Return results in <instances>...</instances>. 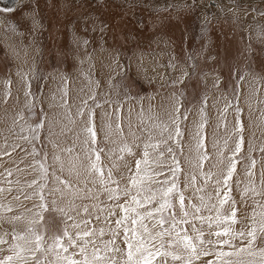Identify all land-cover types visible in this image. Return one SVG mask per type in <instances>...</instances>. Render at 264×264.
Listing matches in <instances>:
<instances>
[{"label": "rangeland", "instance_id": "374dc122", "mask_svg": "<svg viewBox=\"0 0 264 264\" xmlns=\"http://www.w3.org/2000/svg\"><path fill=\"white\" fill-rule=\"evenodd\" d=\"M176 3L177 0H23L15 10L0 12V42L4 48L0 53V188L4 189L0 193V203L5 207L11 205L12 209L11 212L0 209V214L10 218L38 204V195H33L38 189L28 185L33 180L46 183L44 195L48 211L38 226V231L45 234V248L65 227L66 218L53 209H71L73 216L80 213L77 222L80 218L88 219L87 229L81 226L80 230L93 231L92 238L101 249L100 255H105L104 244L113 238L112 229L122 215L117 209L116 215L106 220L107 212L101 211L115 201L109 200L102 190L98 174L89 170L90 158L83 143L86 134L82 131L88 123V111L85 109L83 115L78 114L84 100L94 112L98 147L103 149L104 175L107 177V169L112 168L113 178L120 180L123 188L128 183L129 168L135 171L136 160L143 157V145L148 141V134H141L146 126L141 124V108L145 119L151 115L167 121L179 99L181 111L188 110L187 121L182 125L186 128L183 154L179 149L176 153L182 166L179 187L184 192L185 205L191 201L200 206L204 216H214L212 205L219 206L216 180L221 179V159L227 163V157L240 138L234 132L236 107H239L243 146L231 180L238 221L232 227L236 231L247 230L253 211H264V151L261 150L264 149V27H260L264 26V0H179L181 6H171ZM115 60L119 63H114ZM216 65L232 80L234 76L237 78L227 84V90L218 89L221 76L213 68ZM181 76L182 82L172 83ZM188 76L192 79H186ZM9 79L11 83L6 85L4 82ZM185 80L191 83L188 91L184 90V86L187 88ZM5 88L11 90L6 101ZM26 91L30 95L26 96ZM191 91L196 95L185 96ZM93 93L95 101L88 99ZM97 103L101 107H96ZM202 103H205L207 117L205 151L208 155L203 169L213 173L206 186L200 176V160L194 142L189 138V133L200 123ZM229 104L231 106L225 110ZM118 107L122 133L116 130L115 110ZM105 113H112L110 131L102 125V116L105 124L109 120L103 115ZM42 119L44 126L36 130L37 138L33 139L29 126L35 128ZM24 136L29 139H22ZM153 137L161 139L155 131ZM125 142L132 146V154L117 159L118 149ZM214 143L217 148H213ZM67 148L73 151L65 152ZM219 150L223 151L222 157ZM149 152L153 157L156 155L151 149ZM54 155L60 160L54 161ZM251 160L256 164L251 169L253 175L249 176ZM113 161L119 165L118 169L112 167ZM39 163L48 167L46 180L41 179ZM60 163L64 165V178L69 176L71 169V179L80 188H84L80 182H88L87 187L93 189L90 198L73 196L54 181L51 172L55 168L57 174H61ZM193 175L196 176L194 186ZM56 187L64 194H50ZM246 187H254L258 194L248 191L242 197ZM196 188L202 190L197 192ZM26 196L31 199H25ZM172 204L179 215L178 197L173 198ZM85 206L90 216L82 212ZM188 211L191 213L192 209ZM221 211L230 215V205L225 204ZM256 219L259 220L258 215ZM67 223L71 225L72 221ZM195 224L204 231V238L209 239L208 225L198 221ZM182 229L195 235L190 225H180L177 231ZM0 230L11 233L12 225L4 222ZM18 230H23L22 223ZM69 230L73 234L76 231ZM212 230L218 229L213 226ZM6 239L11 242V235ZM122 241L121 229L116 245L126 248ZM235 243L240 246V241ZM198 247L210 254L201 256L195 264H206L207 260L214 259L211 246L198 244ZM0 248H3L0 258L10 254L8 244ZM172 251L183 257L188 255L179 243ZM111 256L109 253L108 258ZM52 258L53 254H49L48 259ZM116 259L119 261V254ZM239 259L248 264L252 258L242 255ZM167 264L182 262H173L169 257Z\"/></svg>", "mask_w": 264, "mask_h": 264}, {"label": "snow or ice", "instance_id": "6c2138e0", "mask_svg": "<svg viewBox=\"0 0 264 264\" xmlns=\"http://www.w3.org/2000/svg\"><path fill=\"white\" fill-rule=\"evenodd\" d=\"M15 3L16 0H0V5L4 6L0 10L13 11L11 6ZM171 6L179 7L181 5L179 4V0H177V3ZM113 62L119 63L118 60ZM140 67H143V65L141 64ZM123 70L127 71V69ZM17 74L19 75L20 73L18 72ZM137 75L139 74L137 73ZM184 75H187V73ZM25 78L27 79V74H25ZM182 80L183 76L178 77L172 83L182 82ZM4 83L6 85L10 84L11 80H6ZM89 83H91L90 79ZM66 92L67 90L65 89V95ZM10 94L11 90L5 88V101ZM25 95H30V92L26 91ZM175 95L173 93V96ZM88 99L95 101V93L89 96ZM205 103L201 104L200 123L196 124L195 130L189 133V138L194 142L200 160V176L203 177L206 186L208 181L212 179L213 173L210 170L204 171L203 169V162L208 159L207 152L205 151V125L207 123ZM28 106L31 107V105ZM229 106L231 105H227L225 110ZM96 107H101V105L97 103ZM181 108V101L177 99L172 114L167 121L160 120L158 117L151 115L145 119L144 110L141 108L139 114L141 124L146 125L141 129V134L143 135L146 132L148 134V141L143 145V157L136 160L135 171L133 172L129 168L128 183L121 188L120 180L113 178L112 168L107 169V177L104 175L105 168L101 165V153L103 149L98 147L97 131L93 122L94 112L88 106L87 100L82 101V107L78 110V114L83 115L84 110L87 109L89 116L87 126L82 129L86 134V139L83 143L90 158L89 170L98 174L102 190L107 193L109 200L115 201L111 207L101 209V211L107 212L106 220L108 217L116 215L117 209L122 213L116 219V228L112 229L113 238L104 244L103 250L105 255H100L101 249L96 247V241L92 238L94 235L93 231L80 230L81 226L87 229L89 220L80 218L79 222H77V217L80 216V213L73 216L71 209H53L66 218L65 227L62 234H57L52 238L53 243L48 244L46 248L44 247L45 234L38 231V226L43 221L44 213L48 211V202L44 195L47 184L37 183V180H33L28 187L36 186L38 192L33 193V195H38L39 203L34 204L32 208H25L19 215H12L10 218H6L0 214V224L7 222L12 225L11 233L0 230V245L8 244L10 252L9 255H4L3 258H0V264H105L109 253L112 256L108 258V264H167L169 257L173 262L181 261L182 264H195V262L200 261L201 256H208L210 254L208 250L198 247V244L211 246L214 259L207 260L206 264H243V261L239 259L242 255L252 258L248 261V264H264V246H258L264 243V211L260 213L253 211L251 226L247 230L241 228V230L236 231L232 227V225L238 222L237 202L231 195V180L237 168L238 154L241 153L243 146V125L239 118L241 109L236 107L237 122L234 129L235 134L240 138L236 141L231 155L227 157V163L224 164L223 158L221 159V179L216 180L219 206L212 205V208L215 209L214 216H204L201 214L200 206L191 201H189L187 206L185 205V195L179 187L182 166L176 153L177 149H179L180 153L183 154L186 128L182 127V125L186 123L188 118V110L182 112ZM103 115L108 116L109 120L105 124L102 116V125L110 131L113 126L111 122L112 113H105ZM115 117L117 121L116 130L122 133V127L119 123V107L115 110ZM43 126V119L35 128L29 126L33 139L37 138L36 130L43 128ZM23 130L21 129V131ZM154 131L158 133L161 139H154ZM21 138L24 140L29 139L27 136ZM105 138L107 139V136ZM225 146H227V141H225ZM213 148H217L216 143L213 144ZM149 149L156 153L154 157L150 154ZM261 150L264 151V149ZM64 151L70 153L73 151V148H67ZM219 151L222 157L223 151ZM118 152L117 159H123L125 154H132V146L125 142L119 147ZM33 154H35V149H33ZM53 159L54 161L60 160L59 156L56 155H54ZM255 164L256 161L251 160V166L247 172L249 176L253 175L251 169ZM59 167L61 174H57L56 169L53 168L51 175L54 181H58L60 185H63L64 190L70 192L73 196L83 195L84 198L92 196L93 189L87 187V181L80 182L84 184V188H80L71 179V169H69V176L64 178L62 176L64 172L63 163H60ZM112 167L118 169L119 165L116 161H113ZM39 169L41 179L46 180L49 172L48 167L45 163H39ZM9 175H11V172H9ZM195 182L196 176L193 175V186ZM110 184H115L116 187H108ZM187 187L189 185L186 183L185 188ZM195 190L199 192L202 189L196 188ZM221 191L223 193L222 197L220 196ZM248 191L258 194L255 193L254 187L251 189L246 187L244 192L241 193L242 197ZM3 192L4 189L0 188V193ZM57 192H60L61 195L64 194L59 187L50 190V194L52 195H55ZM174 197H178L179 199V215L175 212L174 205L172 204ZM25 199H31V197L26 196ZM121 199L124 200L123 203L119 202ZM200 201L202 204L205 203L202 196L200 197ZM52 204H55V199L52 200ZM225 204H229L231 207L230 215H224L221 211V208ZM189 208L192 209L191 213L188 211ZM0 209L5 212L12 211L11 205L5 207L2 203H0ZM82 212L89 216L91 215L87 206L82 209ZM190 215L191 220L189 219ZM257 215L259 216V220L256 219ZM67 221H72V224L68 225ZM197 221L201 225H208L209 231L207 235L210 237L209 239L206 240L204 238L205 233L202 229L196 228L195 222ZM21 223L23 225L22 231L18 230ZM149 224L151 227H149ZM180 225H190L195 235H189L185 229L177 231ZM213 226L218 230L213 231ZM70 228L76 230L74 234L69 230ZM121 229L123 231L122 243L126 245V248L116 245V239L119 238ZM8 235H11V242L6 239ZM211 237H214V239ZM235 241H240V246H237ZM177 243L182 244L183 248L187 251L188 255L186 257L172 251L173 246ZM89 248H91V254H89ZM226 248L229 250H225ZM70 249L73 251L70 252ZM0 251H3V248H0ZM49 254H53L51 260L48 259ZM117 254L120 256L119 261L116 259ZM158 257L160 259H157Z\"/></svg>", "mask_w": 264, "mask_h": 264}, {"label": "crops", "instance_id": "0c3cea01", "mask_svg": "<svg viewBox=\"0 0 264 264\" xmlns=\"http://www.w3.org/2000/svg\"><path fill=\"white\" fill-rule=\"evenodd\" d=\"M1 15V14H0ZM239 24V23H238ZM207 28L210 26V23H208L207 25ZM260 27H264V26H260ZM259 27V28H260ZM244 38V37H243ZM244 41H245V38H244ZM2 48H3V45H1V42H0V53L2 52ZM3 51H4V48H3ZM3 53V52H2ZM214 56H215V54H214ZM217 66V67H216ZM215 67H213V68H216V70H218V72L220 73V76H221V83H220V88H218V89H221V90H223V89H226L227 90V84H229V83H232L235 79H237L235 76H234V78H233V80L231 79L232 77H230L229 75H228V73L227 72H224L223 71V68H220L218 65H216ZM152 67V66H151ZM1 69V68H0ZM252 69V68H251ZM240 71H242L241 69H240ZM186 79H192V77L190 78V76H188ZM185 83L187 82L186 80L184 81ZM184 83V84H185ZM190 84L191 83H189L188 84V82L186 83V85H187V88L184 86V90L185 91H188V88H189V86H190ZM191 95H196V94H194V91L192 92H190V93H185V96H191Z\"/></svg>", "mask_w": 264, "mask_h": 264}, {"label": "bare ground", "instance_id": "6f19581e", "mask_svg": "<svg viewBox=\"0 0 264 264\" xmlns=\"http://www.w3.org/2000/svg\"><path fill=\"white\" fill-rule=\"evenodd\" d=\"M22 1L23 0H16V3L14 4V6L12 7L13 8V10H15L16 9V7L20 4V3H22ZM0 12H11V11H7V10H0Z\"/></svg>", "mask_w": 264, "mask_h": 264}, {"label": "water", "instance_id": "95a60500", "mask_svg": "<svg viewBox=\"0 0 264 264\" xmlns=\"http://www.w3.org/2000/svg\"><path fill=\"white\" fill-rule=\"evenodd\" d=\"M13 6H14V5H12L11 7H13ZM3 7H4L3 5H0V9H3Z\"/></svg>", "mask_w": 264, "mask_h": 264}, {"label": "flooded vegetation", "instance_id": "af4514ba", "mask_svg": "<svg viewBox=\"0 0 264 264\" xmlns=\"http://www.w3.org/2000/svg\"><path fill=\"white\" fill-rule=\"evenodd\" d=\"M142 26V25H141Z\"/></svg>", "mask_w": 264, "mask_h": 264}]
</instances>
